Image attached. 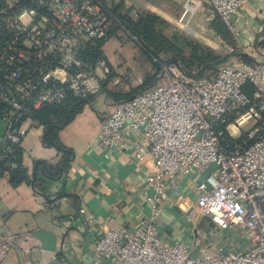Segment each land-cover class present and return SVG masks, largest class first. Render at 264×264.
<instances>
[{"label": "built area", "instance_id": "obj_1", "mask_svg": "<svg viewBox=\"0 0 264 264\" xmlns=\"http://www.w3.org/2000/svg\"><path fill=\"white\" fill-rule=\"evenodd\" d=\"M0 1L1 176L16 166L26 123L36 112L103 91L109 67L86 63L80 52L99 44L102 49L123 28V18L135 21L141 13L120 8L117 0ZM247 2L185 0L180 21L203 10L236 41L235 17ZM160 67L167 80L118 100L98 135L105 151L130 143L135 162L148 157L152 168L142 194L150 214L132 231L104 230L95 252L114 264H264V47L257 63L237 57L202 76L168 62ZM192 171L208 174L186 209L180 184ZM169 199L188 222L201 217L221 230H245L249 247L193 255L183 241L164 242L157 228ZM15 244L0 234V263Z\"/></svg>", "mask_w": 264, "mask_h": 264}, {"label": "crops", "instance_id": "obj_2", "mask_svg": "<svg viewBox=\"0 0 264 264\" xmlns=\"http://www.w3.org/2000/svg\"><path fill=\"white\" fill-rule=\"evenodd\" d=\"M128 1L132 0H117L118 6L138 10L139 0H133L135 7ZM183 2L145 0L140 6L174 22L181 17ZM235 22L240 31L235 41L238 55L247 54L250 62L257 63L264 47V0H248ZM139 63L145 73H154L146 58ZM106 90L104 86L99 95L89 98L64 125L55 116L45 119L60 125L56 138L70 153L44 143L48 129L44 122L26 123L28 132L17 164L0 176V234L16 243L0 264H114L94 250L102 232L118 227L132 231L148 218L150 210L142 194L144 175L152 168L148 157L135 162L130 143L107 151L100 145L102 122L118 101ZM18 168L21 172L14 177ZM207 174L200 177L192 171L181 179L186 209L194 205L197 184ZM162 208L160 239L168 244L183 241L193 255L244 251L250 245L243 229L221 230L201 217L188 222L174 199Z\"/></svg>", "mask_w": 264, "mask_h": 264}, {"label": "rangeland", "instance_id": "obj_3", "mask_svg": "<svg viewBox=\"0 0 264 264\" xmlns=\"http://www.w3.org/2000/svg\"><path fill=\"white\" fill-rule=\"evenodd\" d=\"M144 1L139 0V3ZM127 3L132 7L133 0ZM140 4L136 6L139 13L155 18L148 28H145L146 25L142 26L137 32L142 39L136 36L137 33L133 34L123 27L115 30L99 51L100 60L110 69L109 75L103 79L107 81L106 87L109 90L106 91L113 97L117 96V100L131 97L142 86L139 80L142 83L153 82V85L167 80L159 75L160 63H154L146 50L152 51L153 48V51L160 54L159 59L162 61L176 62L187 74L194 73L196 76L209 73L219 64L237 58L239 50L236 48L234 37L230 34L221 36L216 31L217 22H221L217 16L196 10L191 17L187 14L183 21L176 17L172 22L156 16L146 6L141 8ZM186 23V28L192 32L185 29ZM145 58L153 67L152 70H155L154 73L143 71L139 61Z\"/></svg>", "mask_w": 264, "mask_h": 264}, {"label": "trees", "instance_id": "obj_4", "mask_svg": "<svg viewBox=\"0 0 264 264\" xmlns=\"http://www.w3.org/2000/svg\"><path fill=\"white\" fill-rule=\"evenodd\" d=\"M22 4H25L27 2V0H21ZM2 6V2L0 1V8ZM155 21V18L153 16H145L143 14L140 15L139 19L137 20H131L129 18H123L122 20V24L123 27L130 30L131 32H133V34L137 33L140 31V29L142 28V26H145V28H148L149 25L151 24V22ZM120 29V28H119ZM118 30V29H116ZM216 31L221 35V36H226L227 34H229L227 32V30L225 29L224 25L222 22H217L216 25ZM114 32V31H113ZM144 34V30L142 32ZM138 34V33H137ZM136 36H138V38L142 39V36H140L139 34ZM102 44H99V47L97 48H93V47H87L85 49H83L80 52V57L88 64H95L97 61H99L102 65H105L104 63H102V61L100 60V53L99 51L101 50ZM154 49L152 48V51H147L148 56L152 59L153 57L159 59L160 58V54L153 51ZM151 55V56H150ZM239 58L247 63H252L250 62L249 59H247L246 57H244L243 55H238ZM161 63H166L164 61H162V59H160V65ZM159 65V64H158ZM159 65V66H160ZM108 66V65H106ZM158 66V67H159ZM160 69V68H159ZM107 81H103V87L106 86ZM151 86H153V82L151 83H142V86L140 88H138L131 97L135 96L136 94L142 92L143 90L150 88ZM246 92L250 93L251 92V88L247 87L246 88ZM129 97V98H131ZM88 101V99H76L73 97H69L65 103H63L60 106H56V107H45L41 110H39L38 112L35 113L34 115V119L39 120L40 122H44L43 124L45 125L47 129L46 134L44 136V143L48 146H54L57 150L64 152V153H70L69 151H67L66 148H64L58 141V139L56 138V131L60 128V125H55V124H51L50 122L46 121V118H49L50 116H55L58 117L59 119H63L61 122V125L68 123L73 116L80 112V110L82 109V107L86 104V102ZM21 172V170L18 168L15 171V176L19 175V173Z\"/></svg>", "mask_w": 264, "mask_h": 264}, {"label": "water", "instance_id": "obj_5", "mask_svg": "<svg viewBox=\"0 0 264 264\" xmlns=\"http://www.w3.org/2000/svg\"><path fill=\"white\" fill-rule=\"evenodd\" d=\"M243 56L246 57L247 59H250L249 55H247V54H244ZM170 64H173V65L176 66L178 69H180V67L178 66V64H177L176 62H172V63H170Z\"/></svg>", "mask_w": 264, "mask_h": 264}, {"label": "bare ground", "instance_id": "obj_6", "mask_svg": "<svg viewBox=\"0 0 264 264\" xmlns=\"http://www.w3.org/2000/svg\"><path fill=\"white\" fill-rule=\"evenodd\" d=\"M187 30H188V29H187ZM188 31L192 32L191 30H188Z\"/></svg>", "mask_w": 264, "mask_h": 264}]
</instances>
